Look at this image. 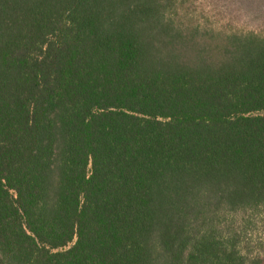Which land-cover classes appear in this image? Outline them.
<instances>
[{"label":"trees","instance_id":"obj_1","mask_svg":"<svg viewBox=\"0 0 264 264\" xmlns=\"http://www.w3.org/2000/svg\"><path fill=\"white\" fill-rule=\"evenodd\" d=\"M264 32L196 0H0V264H264Z\"/></svg>","mask_w":264,"mask_h":264},{"label":"rangeland","instance_id":"obj_2","mask_svg":"<svg viewBox=\"0 0 264 264\" xmlns=\"http://www.w3.org/2000/svg\"><path fill=\"white\" fill-rule=\"evenodd\" d=\"M196 3L213 22L229 21L240 28L264 32V0H196ZM251 220L250 247L264 254V211Z\"/></svg>","mask_w":264,"mask_h":264}]
</instances>
